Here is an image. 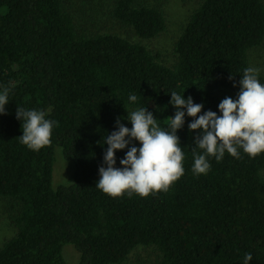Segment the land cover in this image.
I'll return each instance as SVG.
<instances>
[{
    "label": "trees",
    "instance_id": "obj_1",
    "mask_svg": "<svg viewBox=\"0 0 264 264\" xmlns=\"http://www.w3.org/2000/svg\"><path fill=\"white\" fill-rule=\"evenodd\" d=\"M112 15L141 39L167 26L160 9L137 0H116ZM260 46L264 0H202L172 66L120 35L79 32L65 0H0V90H9L0 115V197L18 210L0 264H68L66 244L79 252V264H124L140 246L155 247L163 264H243L245 253L250 264H264V153L210 157V171L194 175L198 131L189 132L190 117L177 133L185 171L168 191L113 198L95 187L103 137L118 118L129 127L127 111L147 107L166 128L175 111L171 91L217 111L216 91L237 95L240 76L253 68L250 52ZM17 107L49 112L56 121L49 145L32 151L19 143ZM57 147L75 173L55 188ZM126 150L116 152L117 167Z\"/></svg>",
    "mask_w": 264,
    "mask_h": 264
},
{
    "label": "clouds",
    "instance_id": "obj_2",
    "mask_svg": "<svg viewBox=\"0 0 264 264\" xmlns=\"http://www.w3.org/2000/svg\"><path fill=\"white\" fill-rule=\"evenodd\" d=\"M240 77L236 98L225 97L217 111H202L204 104L194 103L190 96L185 98V91L169 92V105L175 111L166 128L158 124V118L147 107L126 110L123 119L131 128L118 118L115 130L106 132L102 147H107L95 187L113 198L132 193L147 197L168 191L185 171L184 152L177 133L184 127L186 117L192 118L187 124L189 132L198 131L192 148L194 175L210 171V157L219 162L225 153L235 158H239L240 150L249 157L264 153V84L255 68H246ZM233 87L237 84L233 83ZM128 101L136 103L137 96L129 94ZM8 103L9 90H0V115L6 114ZM48 115L47 110L17 107L16 118L22 122L19 143L32 151L49 145L56 121L48 119ZM125 149L117 167L116 152ZM252 259L251 253H245L243 264H250Z\"/></svg>",
    "mask_w": 264,
    "mask_h": 264
},
{
    "label": "rangeland",
    "instance_id": "obj_3",
    "mask_svg": "<svg viewBox=\"0 0 264 264\" xmlns=\"http://www.w3.org/2000/svg\"><path fill=\"white\" fill-rule=\"evenodd\" d=\"M116 0H65L68 11L73 15L79 32L92 34H117L133 42L145 45L161 63L172 66L177 61L175 45L181 37L193 12L202 0H137L160 9L166 19L164 32L153 39H141L133 29L123 25L112 15ZM250 61L257 72L264 74V47L260 46L250 52ZM216 96L236 98V94L228 89L216 91ZM134 110V109H132ZM131 110V111H132ZM129 128L131 124L128 122ZM136 146H139L138 144ZM53 185L58 187L69 184L75 173L73 162L65 159L61 148H56ZM13 202L0 197V247L12 238L17 228L12 214L17 213ZM17 210V211H16ZM63 254L68 264H79L80 254L73 244H66ZM124 264H163L162 254L153 246H140L135 249Z\"/></svg>",
    "mask_w": 264,
    "mask_h": 264
}]
</instances>
